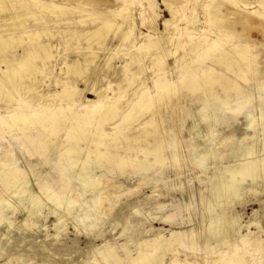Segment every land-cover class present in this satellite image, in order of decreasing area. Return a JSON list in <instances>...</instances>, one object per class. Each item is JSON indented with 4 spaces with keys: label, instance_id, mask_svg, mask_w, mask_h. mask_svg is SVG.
Returning a JSON list of instances; mask_svg holds the SVG:
<instances>
[{
    "label": "rangeland",
    "instance_id": "rangeland-1",
    "mask_svg": "<svg viewBox=\"0 0 264 264\" xmlns=\"http://www.w3.org/2000/svg\"><path fill=\"white\" fill-rule=\"evenodd\" d=\"M52 1L67 7L87 5L88 10L100 11L103 14H109L106 11L113 10L122 17H126L127 10L136 9L139 21L134 25L135 37L144 44L148 43L147 35L156 36L153 40L158 41L159 45L153 48H134L136 44L138 45L137 42L122 43L124 32L115 35L114 30H111L107 37L106 33L96 37L92 40L93 43L86 38L76 41L67 37L64 41L57 34V29H53L52 34L56 37H50L51 34L47 33L42 35L40 40L43 43L51 40L58 46L55 57L47 63L45 69L47 74L48 69L53 67L52 63L55 65L54 74L63 77L66 70L65 63L68 61L80 60L83 64L88 61L85 64L86 71L83 77L70 75L72 83L80 91L78 101L73 104L71 101H62V96L56 97L55 93L62 90L61 85H57L53 77H45L42 73L39 74L40 80L35 88L20 92L19 99L8 104L0 97V126L1 120L15 111L13 107L24 106L32 110L46 104L52 107L46 113L57 111V119L77 121L79 116L86 115L82 111L83 105L88 101L97 100L96 94L91 91L94 84L95 89L106 91L102 96L103 102H114L118 107L129 108L133 105L138 110L136 115L139 117H136L134 122L133 115L122 121L125 127L132 124L128 131L131 134L156 132L154 125L148 124L144 128V123L150 120L152 113L161 112L163 120L169 121L168 127L171 130L167 139L170 142L174 140L180 157L174 162L165 160L143 167L138 173L127 166L121 170L106 167L92 168L90 177H100L96 186L102 190L99 195L100 201L96 205L91 200L93 195L91 189L79 188L75 181L76 175L81 171L80 164L84 156H77L74 160H72L74 156L65 157L63 149L68 145L65 144L67 140L65 137L69 134L66 127L62 128L60 136L45 134L41 137L40 141L47 150L42 153L41 149V151L39 149L31 151L33 149L29 148L30 140L26 137L27 134L36 135L35 131L42 128L40 124L31 125L27 131L1 126L0 157L6 163L0 165V178L10 169L17 168L18 174H24L27 178L28 186L15 193L13 189H7L0 180V200L23 199L31 208L36 207L37 211L30 216L26 211L19 209L11 212L6 221L0 222V264H22L25 258L36 264L43 255L48 256L47 264H93L95 260L101 263L104 260V251L108 248L115 249L120 256H137L141 249L158 237L175 239L178 235L188 236L191 233L194 236L192 239L186 237L187 246H185L187 243L184 246L178 244L171 246L166 252L164 264H171L174 256L183 259V256L192 252V247L196 248L194 252L200 258L217 257L229 248L206 233L207 225L217 216L223 224L227 220L235 221L234 226L226 224L224 226L232 244H239L240 239L246 235L260 240V249L253 255L246 256V264H264V179H259L257 182H252L250 179L246 181L239 194L231 197L224 206L217 204L212 191L215 179L225 176L223 172L225 168L242 164L248 159L259 163L264 161L263 151L251 157L240 155L231 157L235 154L232 146L252 147L264 135V124L260 118L264 104V88L258 86L259 80L264 81V0H261V3L259 0L252 2L251 7L258 9L254 12L256 14L238 13L234 4L223 0H217L220 3L217 10L211 8L209 0ZM165 2L171 4L174 14ZM32 10L38 12L37 9L32 8ZM89 15L90 13L76 12L61 17L70 19L85 17L84 28L101 25L102 21L93 19ZM48 16L47 13L37 15V19L44 17L50 19ZM167 20L170 23L165 26L164 22ZM27 21L33 27L41 28L42 25L47 26L50 23L49 20L47 24L36 25L34 18H29ZM128 22L131 21L128 19ZM63 36L65 38V35ZM203 37L219 39L220 48L214 55H220L222 51L229 50L232 45L239 42L248 44L252 53L258 54L255 61L259 63L261 72H248L245 75L246 81L240 80L225 66L215 63L214 55L209 54L206 57L202 54L204 58L200 61L193 64L189 62L184 69L167 74V79L171 83L169 92L165 91V94L161 95L162 100L156 105L151 107L148 105L140 109V92L145 93L144 96L148 98L154 94L158 95L161 91V86L152 87L150 84L155 83L156 72L160 69L167 71L169 67H174ZM27 44L28 42H24L22 45L27 46ZM89 45L93 48L89 49ZM17 50L21 52L22 48L19 47ZM13 51L10 49L8 53ZM158 54L163 55L164 62L155 65L154 56ZM131 57L135 59L134 62L130 61ZM190 58L195 59V55H191ZM109 61L111 67L107 66ZM37 63L40 64V61ZM239 63H242L241 60ZM190 65L195 66L194 73L202 83L206 80V76H202L203 70L212 69L222 79L235 80L244 90L241 96H238L235 89L229 90L228 106L221 112L223 118L221 115L220 120L214 118L211 126L199 117V110L209 91L205 88L204 91L193 94L185 88L187 79L181 75L192 73V69L189 70ZM126 69L131 82H126L123 77ZM120 89H123V95H120ZM213 89L222 96L220 84L214 85ZM239 106L242 108L236 109ZM59 108L63 110H57ZM177 115H180L179 120ZM114 120L116 117L100 122L99 126H91V130L95 128L111 134L104 138L106 144L114 142L116 138L120 140L124 138L122 133H117L116 136L113 128L109 126ZM42 122L43 125L52 123L49 120ZM8 123L11 126L10 120ZM58 137L61 139L57 141ZM94 137L93 134L83 136L79 144L85 147ZM213 149L214 152L211 153L212 156H208L209 158L201 156L203 151ZM9 155H14V158L11 159ZM8 156L10 161L6 159ZM67 158L74 161L75 165L63 171V178L59 179L58 186L67 191L66 196L70 194L75 199V191H78L81 197H76L78 203L69 206L71 208L56 207L53 202L54 188L47 189L44 181L51 183L52 176H55L62 165L67 164ZM34 171L38 174L32 173ZM7 175L9 172L6 174L8 178ZM66 196L65 199L70 198ZM214 209L218 214L221 212V215H217ZM87 211H98L101 215H98L95 222H83L79 217ZM171 215L172 222L168 223L167 219ZM223 218L227 220L223 221Z\"/></svg>",
    "mask_w": 264,
    "mask_h": 264
},
{
    "label": "bare ground",
    "instance_id": "bare-ground-1",
    "mask_svg": "<svg viewBox=\"0 0 264 264\" xmlns=\"http://www.w3.org/2000/svg\"><path fill=\"white\" fill-rule=\"evenodd\" d=\"M223 1H225L226 3L231 2L232 4H234L238 13L252 14L258 11L257 8L255 9V7H251L254 0ZM209 2H211V8L217 10L220 3L217 2V0H209ZM259 2L261 3V0H259ZM165 4L174 14V10L171 4H168V2H165ZM32 8L37 9L38 12H35L36 10L33 11ZM76 12L90 13L89 17L98 19L102 21V23L97 27L84 28V26L86 25L85 17L76 19L61 17H65ZM46 13L50 16V19H47L46 17H44L43 19H37V15L41 16L42 14L45 15ZM106 13L109 14H103L100 13V11L88 10L87 5H82V7L71 5L70 7L60 6L52 0H0V97L3 98V100H5L8 104L12 103L14 100L19 99L18 96L20 92L35 88L38 81L40 80L39 74L43 73L45 77H53L56 80V84L61 85L62 90L55 93L56 97L62 96V101H71L73 104L78 101L80 91L72 83L70 75L72 74L75 76L83 77L86 71L85 64L88 61H86L85 64L81 63L80 60L76 62L68 61L67 63H65L66 70L64 74L65 76L63 77H57V75L54 74L53 68L55 67V65L52 63L53 67L51 69H48L47 74V71L45 72L47 63L49 61H52V59L55 57V52L58 50V46L54 45L51 40L44 43L40 40L41 36L47 33L51 34L50 37H56V35L52 34L53 29H57V34H59L61 39H63L64 41L67 37H69V40L76 41H80L83 38H86L88 41L93 43L92 40L96 37L103 36V34L105 33L107 37L109 32L111 30H114L115 35L119 32H124V35L121 39L122 43H124L125 41H133V43L137 42L138 45L136 44L134 48H153L154 46L159 45L158 41L153 40L156 36L147 35L146 38L148 39V43L144 44H141V42L138 41V38L135 37L134 25L139 21L138 11L136 9L127 10L126 17L115 14V11L113 10H108L106 11ZM261 13L263 12L261 11ZM29 18H34L36 25H42L45 23L47 24L49 20L50 23L47 24V26L42 25V28L33 27L32 25H29V22L27 21V19ZM128 19L131 22H128ZM169 23V20L164 22L165 26H167ZM49 26H51L50 29ZM63 35H65V38ZM216 38L217 37H210V39L208 37L201 38L195 44V46L191 48L187 55L183 56L182 60L178 62V64L174 65V67H169L167 71L164 69H160L158 72H156L157 77H155V83L152 82L150 84L152 87L161 86V91L158 95L154 94L153 96H150L148 98L144 96L145 93L140 92L139 96L141 98V101L142 99L144 100L142 102L140 101L139 106H141L139 108L142 109L146 106L148 107V105L150 107L156 105L157 102H160L162 100V96L165 94L164 92H169L171 83H169L167 79V74L184 69L186 66H188L189 62L190 64H193L200 61L201 58H204L203 56H201L202 54L206 57L209 54L210 56H213L215 52L220 48L219 39ZM24 42H28L27 46L24 45L25 47L22 45ZM19 47L22 48L21 52H18L17 50ZM92 48L93 47L89 45V49ZM10 49H13L14 51L8 53ZM93 54L95 53L93 52ZM191 55H195V59L190 58ZM257 56L258 54L252 53L251 47L248 44L239 42L238 44L232 45L229 50H224L222 51V53H220V55H214L213 57L215 63L221 66H225L228 71L232 72L233 75L237 77V79L246 81L245 75L248 72H261L259 63L255 61ZM154 57L156 62L155 65H159L164 62V57L162 54H158L157 56L155 55ZM239 60H241V64L239 63ZM37 61H40V64L37 63ZM92 61H94V59H92ZM130 61L134 62L135 59L131 57ZM110 64V61L107 62L108 67H111ZM127 69L123 77H125L126 82H131V78L127 75ZM190 69H192V73H189V75H181L184 76L185 79H187V82H185V88L193 94L204 91L205 88L209 91V94L206 95V99L199 110V117L201 120L206 121L209 126H211V121H213L214 118L215 120H220L219 117L221 115V112L224 111L222 109L228 106L227 96L229 95V90L235 89L238 92V96L244 94V90L242 87L238 86L235 80H232L231 78L222 79L212 69L203 70L202 76H206V80L202 83L200 82V79H198V76L194 73L195 66L190 65L189 70ZM216 84H220L222 86V96L214 91L213 86ZM258 86L264 88L263 79L259 80ZM122 90L123 89L119 90L121 92L120 95H123ZM91 91L96 94L97 100L88 101L87 104L83 105L84 108L82 111H84L83 113H86V115L79 116L76 119L78 122H69L68 120L64 119H57V111L46 113V111L52 109L51 106L46 104L39 105L32 110H29V108L24 106L20 108L13 107L15 111L7 116L6 119L1 120V126H9L27 131L31 125L40 124L42 128L35 131L37 132L36 135L33 136L32 134H27L26 137L30 140V150L33 149L31 151H35V149H41L42 151H40L42 153L47 152V150L44 143L40 141L41 137H43L45 134L48 136H60L62 133V128L66 127V130L69 134L65 137L67 139L65 144H68L66 148L63 149L65 157L74 156L72 158V160H74L77 156H84V159L80 164L81 171L76 175L75 181L78 184L77 187H89L91 189L93 193L91 200H93L97 205L100 201L99 195L102 190L96 186L100 180V177H90V171L93 170L92 168L106 167L121 170L125 166H127L128 168H132L134 172L138 173V170L143 167H149L157 162H162L165 160H172L174 162L178 160L180 156L178 152V146L175 145V142H173L174 140L170 142L167 139V135L169 134V132H171V130H169L168 127L169 121L163 120V114L161 112L152 113V115H150V120L144 123V128L148 124L154 125L157 130L156 132L145 131L143 133L141 132L134 135L128 132L132 124H129L125 127L122 124V121H125L126 118L133 115L132 120L134 122L135 118L139 117L138 115H136L138 113V110L134 108L135 106L130 105L129 108L128 106L118 107L114 102H103L104 100L102 96L106 93V91L104 89H95L94 84ZM172 93L174 92L172 91ZM8 106L11 107L10 105ZM25 108L27 109L25 110ZM241 108L242 106H239L236 109L239 110ZM27 110L31 111V113H28L29 111ZM41 110H43L44 112L41 113ZM57 110H63V108H59ZM147 114L149 113L147 112ZM177 116L179 120L180 115ZM114 117H116V120L109 123V126L113 128V132H115V135L117 133H122L124 135V138L121 140L119 138H116L114 142L106 144V140L104 138L110 136L111 134H107L106 132L99 131L95 128L91 130V126H99L100 122L104 120L114 119ZM260 118L261 122L264 124V104L261 108ZM8 120H10L11 126L8 123ZM48 120L52 122L51 125H43L42 121ZM91 134L95 136L94 139L90 143H88L87 146H81L79 144L80 138ZM259 136L261 137V135ZM262 136L263 137L260 138L261 140L259 139V142L252 147L241 148L239 146H232V150H235V154L231 157H236L237 155H240L242 157H251L258 154V152H264V135ZM60 139L61 137H58L57 141ZM75 140H77L78 143H72ZM51 143L60 145L57 142ZM212 152H214V149L211 151L205 150L203 151L201 156L207 158L211 155ZM236 152L239 153L236 154ZM30 154L31 152L29 151V156H31ZM140 155L142 157H140ZM9 156H11V159L14 158V155ZM9 156L6 159L10 161L11 159L9 158ZM67 159V164L62 165L59 171L55 173V176H52V178L50 179V181H52L51 183L44 181L46 185L45 187L47 189L54 188L53 202L55 203L56 207L71 208L69 206H72L76 203V197H81V195L79 194L80 192L78 191H75V199H73L70 194L66 196L67 191L64 188H60L58 186L59 179L63 178V171H65L66 168H70L72 165H75L74 161L70 160L69 158ZM5 163L6 161L0 157V165H4ZM17 170V168H12V170L10 169V171H8V178L6 177V174L8 172L4 175H1L0 178V180L4 182L5 187H7V189H13L15 193H18L20 190L28 186L27 178L25 177V175H19V170ZM223 172L225 176H218L219 178L215 177V183L212 188L213 195L217 201V204L222 206H224L231 197L238 195L239 192L243 189L244 183L249 179L252 182H257L262 178L264 179V161L259 163L256 160L249 161L248 159V161L242 164H236L231 167L225 168ZM32 173L38 174V172L35 171ZM69 188L71 189V187ZM65 196H69L70 198L65 199ZM19 209L26 211L30 216L37 211L36 207L31 208L24 202L23 199L16 200L12 198H6L0 200V222L6 221L11 212H15ZM99 214L98 211H87L79 218L83 222H95L98 219ZM216 214L221 215V212H219V214L217 212ZM225 220L223 218V221ZM167 222H172V215L168 217ZM225 224L228 226H234L235 221L230 222L229 220H227V222H224L223 224V222L220 220V218L218 219L217 216L215 219H213V221L209 223V225H207L206 228V233L209 236L218 241H221L224 245H227L229 247L225 252L220 253L219 255H217V257L208 256L200 258L194 252L196 251V248L192 247V252L183 256V259H181V257L179 256H174L171 260V264H246V256L249 254L253 255L260 249V240L254 238V236L246 235L240 239L239 244H232L231 240H229L230 237L228 231L226 227L224 228ZM193 236L194 235L191 233L188 236L178 235L175 239L158 237L151 243L146 245L143 249H141L137 256H120L117 254V251L115 249L108 248L104 251L103 262L100 263L98 260H95L93 264H164L166 252L170 250L172 245L178 244L179 246H184V244L187 243L185 245L187 246L188 241L186 237L192 239ZM47 258V255L39 257V260L36 264H47ZM21 263L32 264L27 258L23 259Z\"/></svg>",
    "mask_w": 264,
    "mask_h": 264
}]
</instances>
